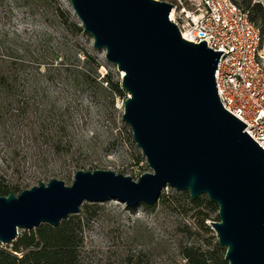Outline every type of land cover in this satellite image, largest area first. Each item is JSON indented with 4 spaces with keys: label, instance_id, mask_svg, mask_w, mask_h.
Wrapping results in <instances>:
<instances>
[{
    "label": "water",
    "instance_id": "95a60500",
    "mask_svg": "<svg viewBox=\"0 0 264 264\" xmlns=\"http://www.w3.org/2000/svg\"><path fill=\"white\" fill-rule=\"evenodd\" d=\"M95 49L120 74L121 119L151 171L137 180L78 169L71 184L53 177L0 194V243L19 230L52 227L84 202L155 205L167 188L218 207L210 222L228 264H264V150L220 103L215 70L222 50L182 38L161 0H69Z\"/></svg>",
    "mask_w": 264,
    "mask_h": 264
},
{
    "label": "trees",
    "instance_id": "16d2710c",
    "mask_svg": "<svg viewBox=\"0 0 264 264\" xmlns=\"http://www.w3.org/2000/svg\"><path fill=\"white\" fill-rule=\"evenodd\" d=\"M241 3L264 37L263 7L250 0ZM81 35L88 38L60 0H0V194L21 191L19 182L5 181L6 170L65 176L80 169L87 159L86 140L93 137L86 130L92 115L114 124L116 100L126 97L120 77L111 69L100 71L102 62ZM185 197L199 208L189 219L208 229L204 220L210 213L217 216V205L205 195L191 199L185 192ZM166 200L188 214V204L176 196ZM184 226L191 233V225ZM81 230L82 221L74 214L56 227L42 223L18 234L11 247L0 243V264H82ZM180 253L186 264H228L217 240L211 250L184 245ZM123 264L143 262L129 254Z\"/></svg>",
    "mask_w": 264,
    "mask_h": 264
},
{
    "label": "rangeland",
    "instance_id": "374dc122",
    "mask_svg": "<svg viewBox=\"0 0 264 264\" xmlns=\"http://www.w3.org/2000/svg\"><path fill=\"white\" fill-rule=\"evenodd\" d=\"M60 1L79 22L69 0ZM80 39L99 57L103 64L100 68L102 73L106 69H111L120 77L116 66L105 60V51L92 46L93 41L89 35L88 38L81 35ZM116 104L118 114L114 124H108L104 119L101 121L100 116L96 114L92 115L87 123L86 130L91 131L93 137L90 141L86 140L88 142L86 143L87 159L80 169L112 170L137 180L142 173L151 170L140 148L133 141L128 125L119 115L123 112V100L118 98ZM123 125H126V129ZM73 174L74 170L65 176L62 174L50 176L38 174L35 170L26 168L21 169L19 173L6 170L3 177L6 182H19L22 190L37 185L40 180L47 182L53 177L69 185L73 180ZM185 192L169 187L162 192L151 209L138 205L133 211L128 210L124 203L114 199L102 203L84 202L80 212L74 214L78 215L82 221L83 242L80 247V262L82 264H123L127 255L136 254L141 257L143 264H186L180 253L182 246L193 245L203 251L211 250L217 237L210 222L217 221L216 213H210L209 218L204 220V225L208 229L193 223L189 216L199 208L188 204ZM171 196H176L181 204H188L187 215L181 213L182 210L175 208L174 205H169L166 199ZM85 205L88 206L87 211H85ZM184 225H191V233L185 232ZM23 231L20 229L18 234ZM3 245L11 247V244Z\"/></svg>",
    "mask_w": 264,
    "mask_h": 264
},
{
    "label": "built area",
    "instance_id": "2783aa9c",
    "mask_svg": "<svg viewBox=\"0 0 264 264\" xmlns=\"http://www.w3.org/2000/svg\"><path fill=\"white\" fill-rule=\"evenodd\" d=\"M161 1L172 4L169 19L182 38L223 51L215 70L220 103L264 150V37L249 10L241 0ZM250 2L264 9V0Z\"/></svg>",
    "mask_w": 264,
    "mask_h": 264
}]
</instances>
